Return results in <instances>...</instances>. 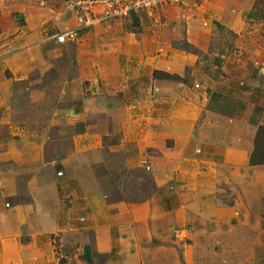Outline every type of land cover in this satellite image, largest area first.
<instances>
[{"label": "rangeland", "instance_id": "obj_1", "mask_svg": "<svg viewBox=\"0 0 264 264\" xmlns=\"http://www.w3.org/2000/svg\"><path fill=\"white\" fill-rule=\"evenodd\" d=\"M76 3L0 0V264H264V0Z\"/></svg>", "mask_w": 264, "mask_h": 264}, {"label": "built area", "instance_id": "obj_2", "mask_svg": "<svg viewBox=\"0 0 264 264\" xmlns=\"http://www.w3.org/2000/svg\"><path fill=\"white\" fill-rule=\"evenodd\" d=\"M182 0H77L87 18V25L94 23L97 18H125L131 14H152L160 7L179 5ZM76 37L74 31L64 33L59 38L60 44L73 41Z\"/></svg>", "mask_w": 264, "mask_h": 264}, {"label": "trees", "instance_id": "obj_3", "mask_svg": "<svg viewBox=\"0 0 264 264\" xmlns=\"http://www.w3.org/2000/svg\"><path fill=\"white\" fill-rule=\"evenodd\" d=\"M263 135H264V128L260 130V134H258V139H260ZM256 147H257L256 151L252 155L251 160H250V163L252 166H258V165L264 164V161L260 159V157L264 156V142H262L261 144H258V146Z\"/></svg>", "mask_w": 264, "mask_h": 264}, {"label": "crops", "instance_id": "obj_4", "mask_svg": "<svg viewBox=\"0 0 264 264\" xmlns=\"http://www.w3.org/2000/svg\"><path fill=\"white\" fill-rule=\"evenodd\" d=\"M207 154L204 153V156H206ZM226 158L228 159V157L226 156ZM12 228V227H11Z\"/></svg>", "mask_w": 264, "mask_h": 264}]
</instances>
